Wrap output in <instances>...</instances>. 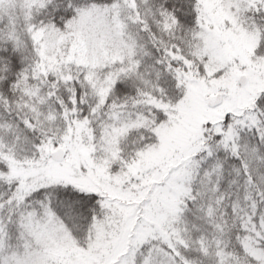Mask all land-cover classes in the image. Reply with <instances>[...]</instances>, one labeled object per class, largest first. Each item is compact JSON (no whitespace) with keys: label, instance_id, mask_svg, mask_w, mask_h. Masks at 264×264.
<instances>
[{"label":"snow or ice","instance_id":"snow-or-ice-1","mask_svg":"<svg viewBox=\"0 0 264 264\" xmlns=\"http://www.w3.org/2000/svg\"><path fill=\"white\" fill-rule=\"evenodd\" d=\"M0 264H264V0H0Z\"/></svg>","mask_w":264,"mask_h":264}]
</instances>
